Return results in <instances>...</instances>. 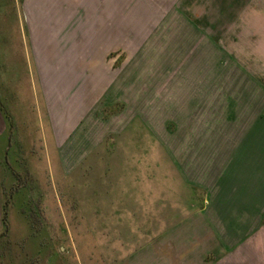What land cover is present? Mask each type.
<instances>
[{
	"label": "crops",
	"instance_id": "obj_1",
	"mask_svg": "<svg viewBox=\"0 0 264 264\" xmlns=\"http://www.w3.org/2000/svg\"><path fill=\"white\" fill-rule=\"evenodd\" d=\"M165 1L129 32L128 0H0V264H68L48 201L62 214L77 199L73 173L97 149L90 121L107 112L163 159L137 161L88 209L89 252L264 264V0Z\"/></svg>",
	"mask_w": 264,
	"mask_h": 264
},
{
	"label": "rangeland",
	"instance_id": "obj_2",
	"mask_svg": "<svg viewBox=\"0 0 264 264\" xmlns=\"http://www.w3.org/2000/svg\"><path fill=\"white\" fill-rule=\"evenodd\" d=\"M162 2L166 1L162 0ZM151 6L152 0H128L129 32L135 29V22L143 21L146 25L151 21V18L156 14L153 12L159 10L158 8L153 9ZM147 34L148 32L145 30L144 35ZM148 42L150 46V40ZM109 114L110 112H107L105 118L96 117L95 120L90 121V124L95 128L97 149L89 160H86L73 173L72 178L75 181L74 191H77L75 193L77 199H65L62 214L59 208H55L54 201H48L46 219L49 228V240L54 241L58 237L59 242L61 233L55 230L56 227L58 229L63 227V243L61 244L65 247V258L68 264H75L71 259L72 256L78 255L80 259L78 264H111L109 260L106 261L105 255L109 249L104 248L103 242L96 244L95 253L88 250L87 232L85 231L89 219L88 209L92 205L97 209H102L106 203L104 193L106 191H119L120 181L135 175L137 161L148 162L153 159H163V152L158 151L151 137L146 133L143 134L137 126H133L127 134L120 136V133L116 131L120 127H124L125 120H120L118 116L116 119L107 120ZM91 125L90 127H92ZM106 133L109 134L105 137ZM113 144L118 145V147H109ZM140 144L143 150L137 152L136 145L139 146ZM47 170L49 175L56 176L55 168L52 167ZM67 183H65V188L71 191L73 185L69 184V181ZM70 194L71 192L67 195ZM94 196L95 198L91 200V197ZM90 218L93 219L94 217L90 216ZM95 218L97 223H102L104 217L97 215Z\"/></svg>",
	"mask_w": 264,
	"mask_h": 264
},
{
	"label": "trees",
	"instance_id": "obj_3",
	"mask_svg": "<svg viewBox=\"0 0 264 264\" xmlns=\"http://www.w3.org/2000/svg\"><path fill=\"white\" fill-rule=\"evenodd\" d=\"M2 223H3V226L5 227L8 225V213L6 209L3 210Z\"/></svg>",
	"mask_w": 264,
	"mask_h": 264
}]
</instances>
